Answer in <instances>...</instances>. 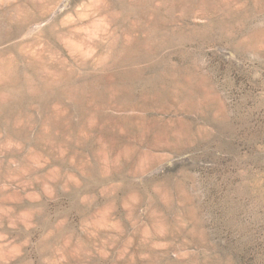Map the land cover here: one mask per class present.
<instances>
[{
  "label": "rangeland",
  "instance_id": "rangeland-1",
  "mask_svg": "<svg viewBox=\"0 0 264 264\" xmlns=\"http://www.w3.org/2000/svg\"><path fill=\"white\" fill-rule=\"evenodd\" d=\"M0 264H264V0H0Z\"/></svg>",
  "mask_w": 264,
  "mask_h": 264
}]
</instances>
